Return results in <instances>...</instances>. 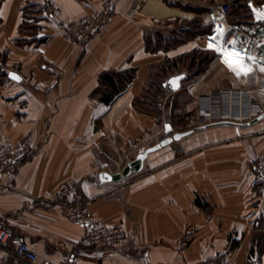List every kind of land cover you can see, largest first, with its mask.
<instances>
[{
	"label": "crops",
	"instance_id": "0c3cea01",
	"mask_svg": "<svg viewBox=\"0 0 264 264\" xmlns=\"http://www.w3.org/2000/svg\"><path fill=\"white\" fill-rule=\"evenodd\" d=\"M105 1L1 0L0 144L15 145L32 134L36 153L12 180L0 178L15 187L0 186V223L30 243L40 261L61 260L84 228L42 199L75 182L92 200L97 222L122 224L131 237L120 246L86 248L79 264H192L210 258L219 264L258 258L264 264V197L252 178L256 159L264 156V113L246 122L173 127L168 135L163 115L138 104L155 69L195 50L215 55L206 69L172 72L164 80L184 75L176 93L166 89L182 110H196L198 97L215 89L243 87L254 72L264 76L257 60L264 54V20L253 10L264 8V0H115L111 20L87 44L65 37V25L96 14ZM27 5L44 8L38 21L24 17ZM47 5L55 8L56 20L47 17ZM194 22L210 30L191 35L187 29ZM218 29L217 44L235 39L255 58L248 75L237 76L208 48ZM158 36L183 41L171 48L151 45ZM129 69L135 70L133 80L104 102L109 89L101 75ZM198 127L148 153L140 171L121 181L102 179L164 138ZM178 145L187 151L183 158L176 157Z\"/></svg>",
	"mask_w": 264,
	"mask_h": 264
},
{
	"label": "built area",
	"instance_id": "2783aa9c",
	"mask_svg": "<svg viewBox=\"0 0 264 264\" xmlns=\"http://www.w3.org/2000/svg\"><path fill=\"white\" fill-rule=\"evenodd\" d=\"M115 10V0H106L99 12L82 17L65 25V37L77 45H85L109 23ZM47 17L56 20L58 14L52 5L46 6ZM264 113V76L259 72L250 74L243 87L215 89L198 97L197 119L202 124L213 121L246 122ZM36 153L32 134L20 143L0 144V178L13 179L21 166ZM187 151L183 145L176 147V157L183 158ZM255 191L264 197V156L256 159L252 168ZM0 186L14 190L12 182ZM48 206L59 209L61 216L79 224L84 233L79 242L59 261H40L37 252L21 235L12 234L10 229L0 223V264L12 260L23 264H79L86 248L106 249L120 246L130 240V234L122 224L106 225L96 221L91 210L92 200L84 195L82 187L75 182L63 185L51 198L42 199ZM192 264H219L215 258L201 260ZM250 264H262L253 259Z\"/></svg>",
	"mask_w": 264,
	"mask_h": 264
},
{
	"label": "rangeland",
	"instance_id": "374dc122",
	"mask_svg": "<svg viewBox=\"0 0 264 264\" xmlns=\"http://www.w3.org/2000/svg\"><path fill=\"white\" fill-rule=\"evenodd\" d=\"M240 11L239 13H241ZM178 43L172 45L176 46ZM207 54L202 50H195L193 52L178 56L174 60L177 61L174 69L167 70L165 66H159L158 69H155L150 81L147 84L145 92L140 97L138 104H140L141 108L153 112L157 117L163 115L164 121L171 125L172 128H182L183 130H187V128L194 127L196 124L200 123L197 119L196 110L188 111L186 108L180 109L178 107V102L173 96L162 95L160 89L157 85V82L164 81L167 76H169L172 72H188L192 73L194 71L203 69V59L202 56ZM208 55H212V59H214V54L210 53ZM171 61V60H170ZM169 62V61H168ZM194 65V68H192ZM197 67V68H196ZM172 68V67H170ZM180 104V102H179ZM178 107L179 109H177Z\"/></svg>",
	"mask_w": 264,
	"mask_h": 264
},
{
	"label": "trees",
	"instance_id": "16d2710c",
	"mask_svg": "<svg viewBox=\"0 0 264 264\" xmlns=\"http://www.w3.org/2000/svg\"><path fill=\"white\" fill-rule=\"evenodd\" d=\"M241 2V0H235V3H239ZM0 4H1V0H0ZM244 6V8L246 9V11L248 10L249 6L248 5H242ZM43 9L41 6L39 5H27L24 8V17L26 19L32 18L35 22L38 21L42 14H43ZM28 25V24H27ZM34 28V27H33ZM188 32L191 35H195V34H204L206 32H208L210 29L209 27L206 26H202L200 24V22H194L193 24H190L188 27ZM36 31V28H35ZM42 41H46L45 38L41 39ZM182 39H178V38H163L161 36L156 37L155 39H152V43H150L153 46L159 47L160 44H164V46L166 48H171L172 45L176 44V43H180L182 42ZM158 48H154V50H156ZM210 53L205 54L203 57V59L205 61H203V69L201 70H197L196 73L202 72L204 69H206V67L209 65V63L213 60L212 59V55H208ZM1 54H0V63H1ZM177 64V61H169L168 65L165 67V69H169L170 67H172L173 65ZM1 65H0V81L3 80L5 74L1 73ZM135 76V70L134 69H129L126 71H121V72H106L103 73L101 75V82L102 84L106 85L109 89V91H107L104 94V102L106 103H111L114 100V97H116L118 94H120L123 90H125V88L128 86V84L133 80ZM157 85L160 89V92L162 93V95H167L168 92L166 91V88L164 87V81L161 82H157ZM199 203H201L200 201H198Z\"/></svg>",
	"mask_w": 264,
	"mask_h": 264
},
{
	"label": "snow or ice",
	"instance_id": "6c2138e0",
	"mask_svg": "<svg viewBox=\"0 0 264 264\" xmlns=\"http://www.w3.org/2000/svg\"><path fill=\"white\" fill-rule=\"evenodd\" d=\"M256 13L257 20H264V8L262 9H253ZM222 33H220L218 29V35L213 36L210 39L208 44L209 49H213L214 51L220 53L223 63L227 65L229 69H231L237 76L240 75H248L252 70V66L254 65L256 60L254 57L250 56L246 50L242 48H237L236 44L237 41L232 39L230 41L223 40L220 44H217V40H220ZM227 44L228 46L225 47L224 45ZM250 62V63H249ZM260 71L264 72V65L261 66ZM13 78L19 80L20 77L16 74H12ZM166 128L170 131L171 127L166 126ZM179 138V137H177Z\"/></svg>",
	"mask_w": 264,
	"mask_h": 264
},
{
	"label": "water",
	"instance_id": "95a60500",
	"mask_svg": "<svg viewBox=\"0 0 264 264\" xmlns=\"http://www.w3.org/2000/svg\"><path fill=\"white\" fill-rule=\"evenodd\" d=\"M260 49L264 52V42L261 43L260 45ZM257 60L264 65V54L260 57H257ZM13 73L10 74V76L13 78L12 76ZM16 74V73H14ZM17 75V74H16ZM18 76V75H17ZM184 78V75H177V76H173L171 77L165 84V88L172 92V93H176L180 87H181V80ZM171 127V130L169 131L168 129L166 130V133L169 135L173 132V128L171 125H167ZM202 127H198L196 129H192L183 133H174L173 136L170 137H166L164 138L159 145H157L156 147L152 148V149H148L146 151H142L137 158L132 161L131 163H129L122 171L115 173V174H110V173H103L102 174V179L104 181H121L124 178H126L127 176H129L132 172H138L142 169L143 166V162L146 159L148 153H150L151 151H155L158 150L162 147H165L175 141H179L181 140L183 137L189 135L190 133H192L193 131L200 129ZM179 137V138H177Z\"/></svg>",
	"mask_w": 264,
	"mask_h": 264
}]
</instances>
